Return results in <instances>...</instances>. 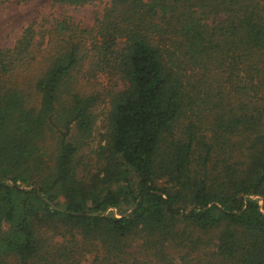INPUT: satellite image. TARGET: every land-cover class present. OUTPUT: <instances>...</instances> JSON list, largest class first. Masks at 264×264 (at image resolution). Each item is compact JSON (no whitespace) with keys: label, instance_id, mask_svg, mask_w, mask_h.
<instances>
[{"label":"trees","instance_id":"16d2710c","mask_svg":"<svg viewBox=\"0 0 264 264\" xmlns=\"http://www.w3.org/2000/svg\"><path fill=\"white\" fill-rule=\"evenodd\" d=\"M106 1L0 48V264H264V0ZM108 75L86 176L82 83Z\"/></svg>","mask_w":264,"mask_h":264},{"label":"rangeland","instance_id":"374dc122","mask_svg":"<svg viewBox=\"0 0 264 264\" xmlns=\"http://www.w3.org/2000/svg\"><path fill=\"white\" fill-rule=\"evenodd\" d=\"M105 3H107L106 0L102 3L74 7L55 4L50 0H0V48L12 47L27 24L35 20L40 21L42 18L50 20L63 16L81 27H91L95 17L101 14ZM201 79L202 76L197 72L190 76V82L200 84V86L204 84ZM82 84L84 85L83 93L93 98L91 110L95 122L86 141L83 144H78L79 150L76 160L78 171L90 176L95 174L101 165L98 149L104 143L106 134L110 94L112 91H117L123 87V85L114 76L110 75L90 79V82H83ZM34 99L37 101V97ZM192 118L198 123L195 115ZM201 123L206 126L207 120L203 119ZM75 133L74 127H72L71 135H75ZM52 137L53 135L49 132L44 142L40 144L41 154L48 164H51L52 159ZM107 211L116 213L115 209L111 207ZM89 261L90 258L84 263L86 264Z\"/></svg>","mask_w":264,"mask_h":264}]
</instances>
